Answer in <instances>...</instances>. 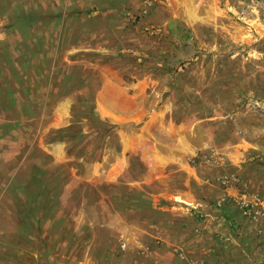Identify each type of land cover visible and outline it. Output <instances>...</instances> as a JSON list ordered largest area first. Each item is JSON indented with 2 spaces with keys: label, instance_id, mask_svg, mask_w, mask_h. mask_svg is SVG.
I'll list each match as a JSON object with an SVG mask.
<instances>
[{
  "label": "rangeland",
  "instance_id": "obj_1",
  "mask_svg": "<svg viewBox=\"0 0 264 264\" xmlns=\"http://www.w3.org/2000/svg\"><path fill=\"white\" fill-rule=\"evenodd\" d=\"M0 264H264V0H0Z\"/></svg>",
  "mask_w": 264,
  "mask_h": 264
},
{
  "label": "crops",
  "instance_id": "obj_2",
  "mask_svg": "<svg viewBox=\"0 0 264 264\" xmlns=\"http://www.w3.org/2000/svg\"><path fill=\"white\" fill-rule=\"evenodd\" d=\"M161 57H164L163 55H161ZM164 60V59H163ZM119 66L116 65V64H113V65H107V68H118ZM107 78V77H106ZM148 80H150V77L148 75H144V76H140L139 79H138V86L136 85V97L135 99H141L140 97L143 95V88L145 87V84L148 82ZM138 94H142L141 96H138ZM116 111V110H115ZM152 112L148 113V114H151ZM119 115H125V116H133L134 117V114L135 116L139 114V110H137V108H135L133 111H123L122 114H121V111L118 112ZM166 113H164L165 115ZM135 123V127L137 128L139 126L138 123L134 122ZM168 124V123H166ZM167 126V125H166ZM135 128H131L129 130L130 134H124L126 135L127 137H125V139H128L130 136L131 137H134L139 131L138 130H135ZM126 131V130H124ZM129 140V139H128ZM125 141V140H124ZM129 142V141H128ZM128 142H125L124 144H128ZM123 146V144H122ZM249 145L245 146L244 148H248ZM180 151H182V147H180L179 144H175V143H172V141L168 140V141H164V168L166 169V166L170 165V164H180L178 169H181L182 168V163L183 161L179 159V153ZM246 151L247 150H241L237 153H235V155L237 156L238 154H242V156L244 154H246ZM164 169V170H165ZM183 169V168H182ZM166 171V170H165ZM175 192L178 193L179 195H192V193L189 191V190H183V189H180V188H175Z\"/></svg>",
  "mask_w": 264,
  "mask_h": 264
},
{
  "label": "bare ground",
  "instance_id": "obj_3",
  "mask_svg": "<svg viewBox=\"0 0 264 264\" xmlns=\"http://www.w3.org/2000/svg\"><path fill=\"white\" fill-rule=\"evenodd\" d=\"M126 100H127V99H126ZM124 103H125V102H123V104H124ZM127 104H128V103H127ZM127 104H126V105H127ZM124 106H125V104H124ZM103 112H104V110H103ZM104 113H105V112H104ZM134 116H135V114H134ZM132 141H133V140H132ZM128 143H129V142H128Z\"/></svg>",
  "mask_w": 264,
  "mask_h": 264
},
{
  "label": "built area",
  "instance_id": "obj_4",
  "mask_svg": "<svg viewBox=\"0 0 264 264\" xmlns=\"http://www.w3.org/2000/svg\"><path fill=\"white\" fill-rule=\"evenodd\" d=\"M246 202V201H245ZM247 203V202H246ZM246 206H248V203L246 204Z\"/></svg>",
  "mask_w": 264,
  "mask_h": 264
}]
</instances>
